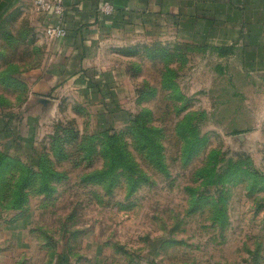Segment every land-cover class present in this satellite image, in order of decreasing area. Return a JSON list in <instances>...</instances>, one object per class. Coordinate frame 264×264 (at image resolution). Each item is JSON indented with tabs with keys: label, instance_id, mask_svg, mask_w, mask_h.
<instances>
[{
	"label": "rangeland",
	"instance_id": "rangeland-1",
	"mask_svg": "<svg viewBox=\"0 0 264 264\" xmlns=\"http://www.w3.org/2000/svg\"><path fill=\"white\" fill-rule=\"evenodd\" d=\"M51 40L0 0V264H264V74L125 33L55 88Z\"/></svg>",
	"mask_w": 264,
	"mask_h": 264
},
{
	"label": "crops",
	"instance_id": "crops-1",
	"mask_svg": "<svg viewBox=\"0 0 264 264\" xmlns=\"http://www.w3.org/2000/svg\"><path fill=\"white\" fill-rule=\"evenodd\" d=\"M31 6L45 28L54 23L37 0H15ZM67 36L54 45L50 86L90 84L111 38L125 33L196 49L195 53L225 56L242 76L252 80L264 74V0H63ZM108 4L113 12L104 13ZM237 64V65H236ZM100 70V68H99ZM46 100V98H45Z\"/></svg>",
	"mask_w": 264,
	"mask_h": 264
},
{
	"label": "built area",
	"instance_id": "built-area-1",
	"mask_svg": "<svg viewBox=\"0 0 264 264\" xmlns=\"http://www.w3.org/2000/svg\"><path fill=\"white\" fill-rule=\"evenodd\" d=\"M37 5L49 17L54 18V23L48 25L45 30L50 39H63L67 36V29L64 27L63 18L65 6L63 0H37ZM104 13L113 12L111 6L106 4L102 9Z\"/></svg>",
	"mask_w": 264,
	"mask_h": 264
},
{
	"label": "water",
	"instance_id": "water-1",
	"mask_svg": "<svg viewBox=\"0 0 264 264\" xmlns=\"http://www.w3.org/2000/svg\"><path fill=\"white\" fill-rule=\"evenodd\" d=\"M44 104H46L47 102H48V100H45V99H43V100H41Z\"/></svg>",
	"mask_w": 264,
	"mask_h": 264
}]
</instances>
